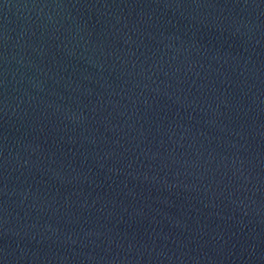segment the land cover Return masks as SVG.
Masks as SVG:
<instances>
[{"label": "water", "instance_id": "water-1", "mask_svg": "<svg viewBox=\"0 0 264 264\" xmlns=\"http://www.w3.org/2000/svg\"><path fill=\"white\" fill-rule=\"evenodd\" d=\"M0 264H264V0H0Z\"/></svg>", "mask_w": 264, "mask_h": 264}]
</instances>
